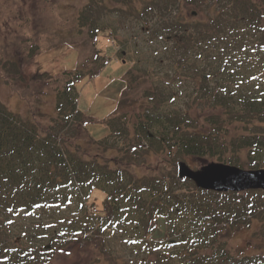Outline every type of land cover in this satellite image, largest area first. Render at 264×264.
<instances>
[{
  "label": "trees",
  "instance_id": "16d2710c",
  "mask_svg": "<svg viewBox=\"0 0 264 264\" xmlns=\"http://www.w3.org/2000/svg\"><path fill=\"white\" fill-rule=\"evenodd\" d=\"M109 1L82 5L74 18L77 32L97 39L112 31L110 21L100 20L104 13L128 12L153 38L167 41L155 58L167 65L135 70L129 61L122 96L100 138L78 106V83L104 68L106 54L95 53L85 72L78 66L35 77L55 93L48 120L34 104L22 114L0 100V264H50L54 252L75 240L99 252L93 253L102 264H264V190L205 189L177 172L187 156L264 167V0H147L141 8L138 0ZM171 1L193 4L190 13L207 6L211 14L190 21L166 11ZM40 2L44 12L60 16L59 0ZM14 6L0 0L2 9ZM156 9L160 17L150 24ZM3 15L0 9L1 22H9ZM15 18L20 49L14 56L0 47V73L26 93L31 86L17 55L35 57L48 40L28 18ZM151 156L165 163L151 164ZM93 189L106 193L101 206L97 199L87 203ZM74 200L80 211L52 214L53 228H17L13 220L23 211L65 208ZM253 226L258 250L239 251L229 243L236 230ZM111 233L133 245L136 255L108 252Z\"/></svg>",
  "mask_w": 264,
  "mask_h": 264
},
{
  "label": "rangeland",
  "instance_id": "374dc122",
  "mask_svg": "<svg viewBox=\"0 0 264 264\" xmlns=\"http://www.w3.org/2000/svg\"><path fill=\"white\" fill-rule=\"evenodd\" d=\"M12 1L15 3L14 7L0 8L5 21H9L1 22L2 17H0V47L9 49L10 54H14V56L17 54L15 51L20 49L17 35H20L22 28L19 26L20 19L15 18L17 13L32 21L31 26L36 27L37 31L43 32L48 40L44 44L43 50L35 57H29L26 52L17 55L21 59L20 66L23 70V76L29 82L28 85L31 86L26 90V93H19L0 73V100L11 109L22 114L29 113L33 104L32 109L41 107L42 111L46 113V120L55 114L56 97L53 88L50 85H45L47 82L43 83L44 78L37 80L35 77H39L41 74H48V77L50 75L53 77L65 68L71 70L78 66L81 69L84 68L82 70L85 72L92 66L93 61L91 59H94L95 53L106 54L109 56L106 66L95 76L85 74L84 79H80L78 83V105L90 117L88 130L95 138H100L107 132L105 120L115 112L122 96L126 85L129 61L135 70L145 65H149V68L167 65L166 59L162 63L155 59L165 53L167 41L165 42V39L159 37L153 38L151 31L144 28V25L133 14L118 10L104 13L100 20L110 21L112 31L111 33L102 32L97 39L91 40L85 31L77 32L74 19L78 9L89 0H59V17H57V13H54L55 11L44 12L46 6L43 7L40 0ZM145 1L147 0H138V7L141 8ZM109 3L114 4L111 0ZM168 3L169 6L166 7V11L172 8L171 13L184 16L190 21L206 19L211 14V9L207 6L199 14H194L190 13L193 8H196L193 4L184 8L182 3L178 5H173L172 1ZM12 9L16 10L10 13ZM152 15L149 18L150 24L156 23L159 19L158 9ZM29 29H31L30 26ZM5 52L9 54L8 51L5 50ZM184 160L194 169L207 163V160L194 156H187ZM149 162L151 164L165 163L155 156H151ZM105 196L106 193L102 190L93 189L87 203L91 204L94 199H97L96 206H101V200ZM78 211H80L78 202L74 200L70 206L65 208L39 209L32 213L23 211L13 215V220L17 228L19 226L24 227V229L25 226L32 228L34 224L40 223L45 228H53L55 225L50 219L54 218H49L52 214L60 213L61 216H71ZM57 219L61 218L57 217ZM254 226L251 229L236 230L229 243L231 242L239 251L258 250L260 240L252 235ZM160 234L162 232H157L155 235ZM106 245L107 251L118 258L131 259L136 255L133 245L125 242L119 234L111 233L106 237ZM93 252L99 253L90 250V245L86 242H81V240L68 241L62 250L52 254L50 264H102L101 261L96 260V256L99 254Z\"/></svg>",
  "mask_w": 264,
  "mask_h": 264
},
{
  "label": "water",
  "instance_id": "95a60500",
  "mask_svg": "<svg viewBox=\"0 0 264 264\" xmlns=\"http://www.w3.org/2000/svg\"><path fill=\"white\" fill-rule=\"evenodd\" d=\"M181 178H191L198 187L217 191L264 189V168H243L219 161H208L200 168L190 167L186 161L178 163Z\"/></svg>",
  "mask_w": 264,
  "mask_h": 264
},
{
  "label": "bare ground",
  "instance_id": "6f19581e",
  "mask_svg": "<svg viewBox=\"0 0 264 264\" xmlns=\"http://www.w3.org/2000/svg\"><path fill=\"white\" fill-rule=\"evenodd\" d=\"M178 172V171H177ZM178 175H179V173H178Z\"/></svg>",
  "mask_w": 264,
  "mask_h": 264
}]
</instances>
